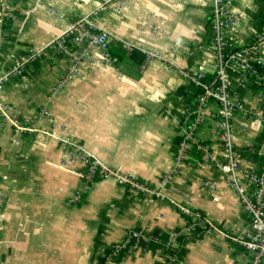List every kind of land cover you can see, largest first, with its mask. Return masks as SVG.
Here are the masks:
<instances>
[{"label":"crops","instance_id":"crops-1","mask_svg":"<svg viewBox=\"0 0 264 264\" xmlns=\"http://www.w3.org/2000/svg\"><path fill=\"white\" fill-rule=\"evenodd\" d=\"M225 1L235 16L224 31L230 54L263 33L264 0ZM1 7L0 77L29 52L42 54L0 89V264H104L116 246L112 264H247L250 253L238 242L247 214L206 162H222L211 133L215 104L161 188L196 97L179 70L203 66L213 80V0H3ZM78 19L107 34L110 61L70 78L67 62L47 47ZM146 52L160 60L142 68ZM255 61L264 64V45ZM227 68L240 77L238 64ZM239 81L230 94L242 105L232 138L242 170L258 173L264 132L242 123L244 113L264 112V83ZM85 155L163 196L99 175L87 180ZM133 232L145 241L123 246Z\"/></svg>","mask_w":264,"mask_h":264},{"label":"built area","instance_id":"built-area-1","mask_svg":"<svg viewBox=\"0 0 264 264\" xmlns=\"http://www.w3.org/2000/svg\"><path fill=\"white\" fill-rule=\"evenodd\" d=\"M214 7L211 11V35L214 43L215 65L213 71V80L208 82L205 78V70L203 66H198L194 70H179L181 77L188 80L195 92L196 97L192 106L185 111L182 122L186 127L183 138L176 148L174 168L161 181V188L165 186L171 176L176 173L178 167L182 164L185 156L196 142V134L202 126L206 110L211 104H215L218 108L217 121L211 130L212 136L221 144L222 162L215 161L212 157H207L206 162H213L216 169L222 174L227 186L233 190L239 198V201L247 214L249 221V229L247 234L238 241L249 253L250 258L247 264H264V165L258 173H245L242 170L238 160L235 143L232 138V130L235 125V115L242 110V105L238 101L234 102L230 98L232 89L240 84L248 75L257 81L264 83V74L259 68H263V63L255 61V55L259 52L260 47L264 45V31L257 36L251 46L239 48L230 54H226V42L224 40V31L235 25V16L229 11V2L225 0H213ZM72 30L66 31L62 38L57 41L56 47L67 61V72L69 75L75 73L82 59L81 52L66 51L67 45L71 41V45L81 44L84 50L98 45L96 51L91 52L88 56H92L97 60L109 54V45L106 42L107 36L97 31L90 23L83 19L73 22ZM72 36H69L70 34ZM66 40V43H64ZM101 44V45H99ZM103 49V50H102ZM95 50V49H94ZM93 50V51H94ZM146 60L142 68L152 59H159L153 52L145 53ZM33 55L28 58H21L16 62V66L12 68L10 75L20 74L24 66L33 59ZM87 58V57H86ZM229 62L238 64L241 68V74L238 79H234L228 72L227 65ZM264 85V84H263ZM245 128L259 127L264 132V112H247L244 113ZM81 160L86 164V178L91 180L93 176L99 175L102 178H113L120 185L127 186L130 189L137 190L150 198H161V191H150L140 185L133 177L119 174L112 169L104 166L97 158L85 155ZM213 186H211L212 188ZM187 212L185 209H181ZM131 240L145 241V237L139 233H132L129 240L123 244L126 246ZM120 250V246L114 247L111 253L106 257L104 264H112L113 257Z\"/></svg>","mask_w":264,"mask_h":264},{"label":"rangeland","instance_id":"rangeland-1","mask_svg":"<svg viewBox=\"0 0 264 264\" xmlns=\"http://www.w3.org/2000/svg\"><path fill=\"white\" fill-rule=\"evenodd\" d=\"M2 2H3V0H0V10L2 9V7H1V4H2ZM86 21V20H85ZM88 24H89V21H86ZM74 23L72 22L69 26H68V28H67V30L66 31H71L72 33H74L75 31L74 30H72V25H73ZM95 29H97L96 27H94ZM97 31L99 32H101V34L103 33V34H105L106 36H107V34L105 33V32H103V31H101V30H99V29H97ZM70 34L69 36H72L73 34ZM62 36L63 35H61V36H59V37H57L47 48H51V49H55L56 51H57V53L61 56V58L60 59H62V60H64V61H66V58L63 56V51H62V55H61V52L56 48V47H54V46H58L57 45V41H59L61 38H62ZM106 42H107V44L109 45V39L108 38H106ZM64 43H66V40H65V42ZM99 45H101V44H99ZM97 46L98 45H93L91 48H87V49H85L84 50V47L81 45V44H79V45H77V46H75V45H71V41H70V43L67 45V47H66V51L68 52L69 50H71V51H75L76 49L78 50V51H80L81 52V58L82 57H84L85 59H82L81 60V62L79 63V65H78V67H77V69L76 70H74V71H76L75 73H73V74H77L78 72H79V70H81V68H82V66H88V67H90V68H92V66H105V65H107V64H109V54H107V55H105L104 57H103V59L102 60H97L96 58H94V57H92V56H88V54L89 53H93V52H97L96 51V49H97ZM58 48L60 49L61 47H59L58 46ZM95 49V50H94ZM94 50V51H93ZM103 50V49H102ZM42 53H34V52H29L27 55H25L24 57H21V58H28L30 55H33V59L31 60V61H29L27 64H29V63H31V62H33L37 57H39L40 55H41ZM87 57V58H86ZM67 62V61H66ZM27 64L24 66V69H25V67L27 66ZM68 65V64H67ZM16 66V65H15ZM24 69H23V71H24ZM12 70V69H11ZM11 70H9L5 75H3V76H1L0 77V89H2V86L5 84V82H7V80L8 79H10V77L11 76H13V75H10L9 74V72H11ZM22 71V72H23ZM22 72L20 73V74H17V75H14V76H21L22 75ZM72 77H75V76H70V78H72ZM77 77V76H76ZM71 81V80H70ZM64 82V81H63ZM60 84H61V82H59L58 84H57V88L58 89H60L61 88V86H60ZM0 111H1V107H0ZM15 129H18V127H16V126H13ZM21 128V127H20ZM91 179H93V178H91Z\"/></svg>","mask_w":264,"mask_h":264},{"label":"trees","instance_id":"trees-1","mask_svg":"<svg viewBox=\"0 0 264 264\" xmlns=\"http://www.w3.org/2000/svg\"><path fill=\"white\" fill-rule=\"evenodd\" d=\"M260 71H262V68H259Z\"/></svg>","mask_w":264,"mask_h":264}]
</instances>
